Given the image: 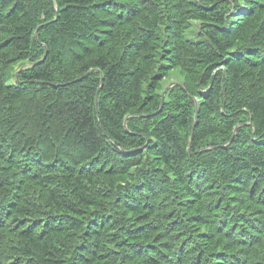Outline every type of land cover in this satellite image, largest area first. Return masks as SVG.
<instances>
[{"label": "trees", "instance_id": "16d2710c", "mask_svg": "<svg viewBox=\"0 0 264 264\" xmlns=\"http://www.w3.org/2000/svg\"><path fill=\"white\" fill-rule=\"evenodd\" d=\"M0 264H264V0H0Z\"/></svg>", "mask_w": 264, "mask_h": 264}, {"label": "rangeland", "instance_id": "374dc122", "mask_svg": "<svg viewBox=\"0 0 264 264\" xmlns=\"http://www.w3.org/2000/svg\"><path fill=\"white\" fill-rule=\"evenodd\" d=\"M183 78H182V75L180 74L179 70L178 69H174L170 72H168V75L167 77L164 79L163 83L164 84H169L172 82L173 83H180V81H182Z\"/></svg>", "mask_w": 264, "mask_h": 264}, {"label": "water", "instance_id": "95a60500", "mask_svg": "<svg viewBox=\"0 0 264 264\" xmlns=\"http://www.w3.org/2000/svg\"><path fill=\"white\" fill-rule=\"evenodd\" d=\"M17 75H18V72H17ZM174 84H176V83H172V84H169V85L166 86V88H165V90H164V92H163L162 99H164V96H165V94H166L167 89H168L170 86L174 85ZM97 100H98V96H97ZM237 127H238V126H237ZM237 127L235 128V131H236ZM233 137H234V136H233ZM233 137H232V139H233ZM231 142H232V140H230L229 143H231Z\"/></svg>", "mask_w": 264, "mask_h": 264}, {"label": "clouds", "instance_id": "9594fccd", "mask_svg": "<svg viewBox=\"0 0 264 264\" xmlns=\"http://www.w3.org/2000/svg\"><path fill=\"white\" fill-rule=\"evenodd\" d=\"M248 124H250V122Z\"/></svg>", "mask_w": 264, "mask_h": 264}]
</instances>
